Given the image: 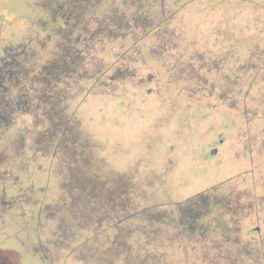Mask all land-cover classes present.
Listing matches in <instances>:
<instances>
[{
	"label": "rangeland",
	"instance_id": "rangeland-1",
	"mask_svg": "<svg viewBox=\"0 0 264 264\" xmlns=\"http://www.w3.org/2000/svg\"><path fill=\"white\" fill-rule=\"evenodd\" d=\"M0 264H264V0H0Z\"/></svg>",
	"mask_w": 264,
	"mask_h": 264
},
{
	"label": "water",
	"instance_id": "water-1",
	"mask_svg": "<svg viewBox=\"0 0 264 264\" xmlns=\"http://www.w3.org/2000/svg\"><path fill=\"white\" fill-rule=\"evenodd\" d=\"M213 154H216L217 153V148H214L213 151H212Z\"/></svg>",
	"mask_w": 264,
	"mask_h": 264
}]
</instances>
